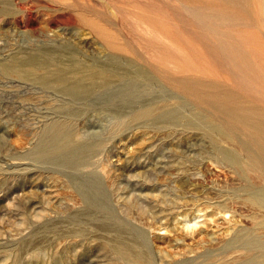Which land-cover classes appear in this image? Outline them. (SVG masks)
Wrapping results in <instances>:
<instances>
[{
	"label": "rangeland",
	"instance_id": "1",
	"mask_svg": "<svg viewBox=\"0 0 264 264\" xmlns=\"http://www.w3.org/2000/svg\"><path fill=\"white\" fill-rule=\"evenodd\" d=\"M250 1H0V264H251L264 256V210L247 200L245 181L204 127L188 124L199 122V108L169 81L225 87L213 96L235 100L232 113L246 97L264 111V12L259 26V0ZM38 52L133 73L153 68L166 79L140 78L132 89L119 81L83 98L6 71ZM162 106L168 118H134ZM57 124L97 148L75 167L35 157ZM119 226L143 254L136 260L111 246Z\"/></svg>",
	"mask_w": 264,
	"mask_h": 264
},
{
	"label": "bare ground",
	"instance_id": "2",
	"mask_svg": "<svg viewBox=\"0 0 264 264\" xmlns=\"http://www.w3.org/2000/svg\"><path fill=\"white\" fill-rule=\"evenodd\" d=\"M0 1H3L4 5H8L13 0ZM245 3L243 5H247V1ZM258 5L259 12L257 17L255 16L256 19L258 18V24L254 23L257 25L260 24L259 22L263 23V17L261 18V16H263L264 12V0H259ZM29 8L32 7L29 6ZM251 13L252 17L254 13ZM255 17L252 18L254 19ZM5 69L6 71L17 72L20 76L37 78L49 87L59 88L75 97L83 96V98L92 94L98 88H105L119 81L127 83L129 88L132 89L140 78L145 80V82L166 79V77L156 76L153 72L154 69H149L148 67H138L133 73L124 69L120 71L114 64L98 65L96 67L87 66L79 62L72 52L69 55L67 54L66 61L58 60L53 54L44 52L33 53L26 58L19 59L16 64L8 65ZM169 81L177 87L178 94L181 97L188 102L194 103L199 108L197 117L199 122L194 123L190 121L188 124L204 127L205 136L211 140L223 159L235 169L238 174L237 176L245 181V187L248 191L247 200L258 209L264 210V111L257 107V105L251 104L250 98L246 97L244 104L236 108L235 112L232 113L231 110L234 109L235 100L225 102L224 96L223 98L213 96L214 91H224L225 87L204 84L198 88L194 80L176 76L171 77ZM209 92H211V95ZM217 93L222 94L220 92ZM210 109L217 111L218 114L226 118L212 116L213 112ZM170 114L171 110L167 106H162L160 109L149 107L135 114L134 118H146L155 122L160 118H168ZM171 120L176 122L178 119ZM48 134L51 138V145L47 149L38 151L35 157L42 159L48 155L53 156L65 160V164L69 167H75L78 163L83 162L85 157L98 146L97 144L89 146L79 144L75 136L76 134L66 124H57L49 130ZM221 141L229 142L234 148L222 146ZM210 163L212 164L213 161ZM210 174L218 176L216 172H211ZM225 174L228 173L225 172ZM227 180L230 181L229 179ZM219 186L221 185L219 184ZM80 188L89 202L99 203L102 207L106 208L105 201L102 200L97 192L92 191L85 185H81ZM128 237L127 232L119 226L115 230L110 244L121 257L127 260H136L143 254L141 252L135 253L133 247L130 246ZM263 257H255L249 263L264 264Z\"/></svg>",
	"mask_w": 264,
	"mask_h": 264
}]
</instances>
